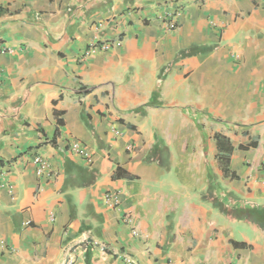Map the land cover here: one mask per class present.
<instances>
[{
  "label": "crops",
  "instance_id": "crops-1",
  "mask_svg": "<svg viewBox=\"0 0 264 264\" xmlns=\"http://www.w3.org/2000/svg\"><path fill=\"white\" fill-rule=\"evenodd\" d=\"M263 172L264 0H0V264H264Z\"/></svg>",
  "mask_w": 264,
  "mask_h": 264
},
{
  "label": "built area",
  "instance_id": "built-area-1",
  "mask_svg": "<svg viewBox=\"0 0 264 264\" xmlns=\"http://www.w3.org/2000/svg\"><path fill=\"white\" fill-rule=\"evenodd\" d=\"M176 15V11L172 10L167 13H164L161 16V20L164 22V25L169 29L173 30L175 28V23H174V16ZM121 44L120 38H116L114 41H104V42H95L92 43L88 46V48L85 50L82 56H90L96 51H106L110 49L113 46H119ZM71 149L76 152L77 154L84 155L87 157L86 152L80 148L78 144H72ZM36 165H37V174L38 175H43L45 173H49V165L45 160L42 158L36 159ZM262 183L264 184V172L262 176ZM126 221H129V218H126ZM133 235L136 236L137 233L133 231ZM96 248L100 250H104L105 246L103 245H96ZM121 261L124 264H135L134 260L126 253H121L120 254ZM63 264H73L72 259H68L67 261L63 262Z\"/></svg>",
  "mask_w": 264,
  "mask_h": 264
},
{
  "label": "trees",
  "instance_id": "trees-1",
  "mask_svg": "<svg viewBox=\"0 0 264 264\" xmlns=\"http://www.w3.org/2000/svg\"><path fill=\"white\" fill-rule=\"evenodd\" d=\"M229 152H230V151H228V152L225 153V154H221V156L219 157V159L221 160V163H222L223 165H226V164H227V160H228ZM224 172L226 173V169H225Z\"/></svg>",
  "mask_w": 264,
  "mask_h": 264
}]
</instances>
